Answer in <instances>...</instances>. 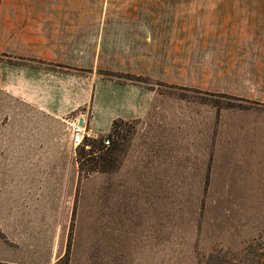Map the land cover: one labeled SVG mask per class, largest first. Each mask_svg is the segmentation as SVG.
I'll return each instance as SVG.
<instances>
[{
	"label": "rangeland",
	"instance_id": "1",
	"mask_svg": "<svg viewBox=\"0 0 264 264\" xmlns=\"http://www.w3.org/2000/svg\"><path fill=\"white\" fill-rule=\"evenodd\" d=\"M101 75L156 90L149 118L122 126L101 171L100 159L71 145L65 120L26 110L21 126L36 128L37 142L23 141V162L0 163V264H145L148 246L133 253L134 236L149 233L166 264H264V107L223 88Z\"/></svg>",
	"mask_w": 264,
	"mask_h": 264
},
{
	"label": "crops",
	"instance_id": "2",
	"mask_svg": "<svg viewBox=\"0 0 264 264\" xmlns=\"http://www.w3.org/2000/svg\"><path fill=\"white\" fill-rule=\"evenodd\" d=\"M101 72L223 88L227 97L264 107V0H0V163L23 162V141L37 142L36 128L21 126L26 110L65 120L70 133V123L82 120L94 137L114 122L149 118L156 90ZM11 140L18 156L9 158ZM27 212L39 214V207ZM7 214L4 203L0 227ZM148 235L134 236L133 253L146 241L145 264H166L161 243ZM7 256L0 240V263Z\"/></svg>",
	"mask_w": 264,
	"mask_h": 264
},
{
	"label": "built area",
	"instance_id": "3",
	"mask_svg": "<svg viewBox=\"0 0 264 264\" xmlns=\"http://www.w3.org/2000/svg\"><path fill=\"white\" fill-rule=\"evenodd\" d=\"M71 127V139L70 143L74 148L80 147L84 144L86 140H98L97 136H92L90 131L87 129L86 124H79L78 120H74L70 123ZM123 132L122 127L115 128V126L111 127L110 132L102 137L101 147L103 149H108L112 146L113 142H115L118 138V135ZM88 149V147H86Z\"/></svg>",
	"mask_w": 264,
	"mask_h": 264
},
{
	"label": "trees",
	"instance_id": "4",
	"mask_svg": "<svg viewBox=\"0 0 264 264\" xmlns=\"http://www.w3.org/2000/svg\"><path fill=\"white\" fill-rule=\"evenodd\" d=\"M135 81H137V80H135ZM135 83H141V82L137 81ZM226 98H230V97L226 96ZM124 125L125 124L122 122H114L113 123V126H115V128L122 127ZM115 143L116 142H113V144L110 148L103 149L101 147V140L100 139H98V140H86L84 142V144L79 147V149L83 154H85L84 156L97 157V159H100L102 164H103L101 171H107V169L110 168L109 162H110L111 155H109V153L115 151V147H114ZM86 147H88V149H86ZM105 153H106V155H103Z\"/></svg>",
	"mask_w": 264,
	"mask_h": 264
},
{
	"label": "water",
	"instance_id": "5",
	"mask_svg": "<svg viewBox=\"0 0 264 264\" xmlns=\"http://www.w3.org/2000/svg\"><path fill=\"white\" fill-rule=\"evenodd\" d=\"M79 124H82V120H79Z\"/></svg>",
	"mask_w": 264,
	"mask_h": 264
}]
</instances>
